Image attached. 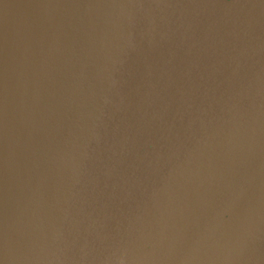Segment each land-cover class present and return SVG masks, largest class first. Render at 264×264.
I'll list each match as a JSON object with an SVG mask.
<instances>
[{"label":"water","instance_id":"water-1","mask_svg":"<svg viewBox=\"0 0 264 264\" xmlns=\"http://www.w3.org/2000/svg\"><path fill=\"white\" fill-rule=\"evenodd\" d=\"M0 264H264V0H0Z\"/></svg>","mask_w":264,"mask_h":264},{"label":"bare ground","instance_id":"bare-ground-1","mask_svg":"<svg viewBox=\"0 0 264 264\" xmlns=\"http://www.w3.org/2000/svg\"><path fill=\"white\" fill-rule=\"evenodd\" d=\"M188 184V183H187ZM188 203H189V200L188 199H185L184 200V205L188 206Z\"/></svg>","mask_w":264,"mask_h":264}]
</instances>
